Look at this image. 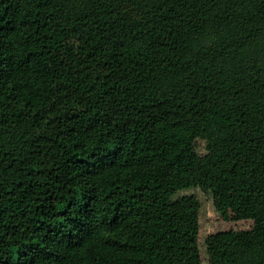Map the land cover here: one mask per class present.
<instances>
[{
	"label": "trees",
	"instance_id": "1",
	"mask_svg": "<svg viewBox=\"0 0 264 264\" xmlns=\"http://www.w3.org/2000/svg\"><path fill=\"white\" fill-rule=\"evenodd\" d=\"M204 254L264 264V0H0V264Z\"/></svg>",
	"mask_w": 264,
	"mask_h": 264
},
{
	"label": "rangeland",
	"instance_id": "2",
	"mask_svg": "<svg viewBox=\"0 0 264 264\" xmlns=\"http://www.w3.org/2000/svg\"><path fill=\"white\" fill-rule=\"evenodd\" d=\"M198 147L201 151V153H205L204 149V143L199 142ZM188 195H196L197 197L200 198L202 202V236H201V241L203 244V248H205V241L208 235L214 231H217L219 229H222L218 223L217 216L218 213L216 212L214 205H213V199L212 196L209 194H205L200 190L199 188H192L190 190L182 191L180 192L175 199L183 197V196H188ZM247 221H240V222H235V223H230L231 226H235L237 229L239 225L245 224ZM204 261L203 264H209L208 259L206 254H204L203 257Z\"/></svg>",
	"mask_w": 264,
	"mask_h": 264
}]
</instances>
